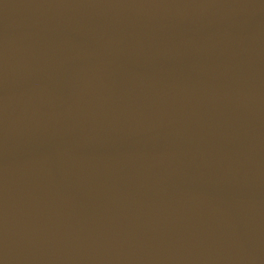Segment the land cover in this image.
Wrapping results in <instances>:
<instances>
[{"label": "water", "instance_id": "95a60500", "mask_svg": "<svg viewBox=\"0 0 264 264\" xmlns=\"http://www.w3.org/2000/svg\"><path fill=\"white\" fill-rule=\"evenodd\" d=\"M0 264H264V0H0Z\"/></svg>", "mask_w": 264, "mask_h": 264}]
</instances>
